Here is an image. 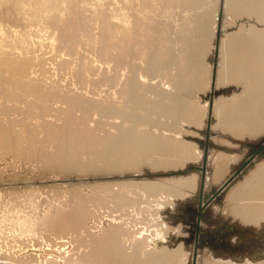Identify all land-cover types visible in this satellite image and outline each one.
<instances>
[{
  "label": "bare ground",
  "instance_id": "6f19581e",
  "mask_svg": "<svg viewBox=\"0 0 264 264\" xmlns=\"http://www.w3.org/2000/svg\"><path fill=\"white\" fill-rule=\"evenodd\" d=\"M0 162V264H264V0H0Z\"/></svg>",
  "mask_w": 264,
  "mask_h": 264
},
{
  "label": "rangeland",
  "instance_id": "374dc122",
  "mask_svg": "<svg viewBox=\"0 0 264 264\" xmlns=\"http://www.w3.org/2000/svg\"><path fill=\"white\" fill-rule=\"evenodd\" d=\"M1 163V162H0ZM1 166V165H0ZM72 180H66V181H60V180H57V182L58 183H63V182H71ZM203 209V208H202ZM117 214V215H116ZM116 214H110V215H106L107 217H105V215H102L103 217H101L100 219H102L101 221H100V223H98V224H105L106 223V221L107 222H109V221H111L112 219L111 218H113V220H112V222L115 220V218H116V220L117 221H121L122 220V218H124V216L120 219V218H118V217H116V216H118V213H116ZM112 215V216H111ZM114 215V216H113ZM109 216V217H108ZM105 217V218H104ZM111 217V218H110ZM107 218H110V219H107ZM106 219V221H104ZM120 219V220H119ZM116 220L114 221V222H116ZM103 222H105V223H103ZM58 241H60V240H58ZM33 246V245H32ZM30 247V246H27V247H25V248H23V250L22 251H24V252H26V253H36V251H37V253L39 252V250H40V248L38 247V246H33V247ZM65 246V247H64ZM63 247H61L60 249H64L65 251L66 250H68V245H64ZM70 246V245H69ZM34 247H36V248H34ZM33 248V249H32ZM44 249H49V248H47V247H43ZM67 248V249H66ZM35 249V250H34ZM33 251V252H32Z\"/></svg>",
  "mask_w": 264,
  "mask_h": 264
}]
</instances>
